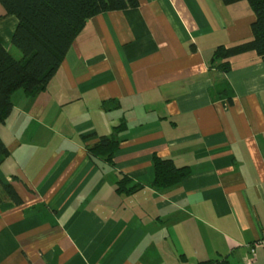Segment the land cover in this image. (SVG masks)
I'll use <instances>...</instances> for the list:
<instances>
[{
    "label": "crops",
    "instance_id": "1",
    "mask_svg": "<svg viewBox=\"0 0 264 264\" xmlns=\"http://www.w3.org/2000/svg\"><path fill=\"white\" fill-rule=\"evenodd\" d=\"M90 19L46 89L0 125V264H246L264 236V59L246 0H139ZM0 0V42L18 25ZM122 139L115 165L88 147ZM189 175L156 188L153 157ZM126 176V190L118 182ZM253 264H264L257 250Z\"/></svg>",
    "mask_w": 264,
    "mask_h": 264
},
{
    "label": "trees",
    "instance_id": "2",
    "mask_svg": "<svg viewBox=\"0 0 264 264\" xmlns=\"http://www.w3.org/2000/svg\"><path fill=\"white\" fill-rule=\"evenodd\" d=\"M242 0H225L227 4ZM250 3L255 21L252 24L253 39L234 47L220 46L214 53V62L223 61L222 70L231 68L229 59L247 51H255L264 59V0H246ZM7 15L15 16L18 25L12 38L13 47L21 52L16 58L0 42V125L5 123L13 109L12 95L24 90L34 96L46 89L62 65L75 39L93 17L111 11L137 8L139 0H1ZM125 124L115 127L111 136H101L100 141L88 147L90 157L96 162L115 165V156L122 139L119 137ZM8 156V149L0 137V164ZM154 181L156 188H167L181 182L189 175L186 167H177L172 160L153 157ZM126 176L118 182L117 191L126 190L129 183ZM14 202L23 203L12 184L0 182V205ZM217 264H230L226 260Z\"/></svg>",
    "mask_w": 264,
    "mask_h": 264
},
{
    "label": "built area",
    "instance_id": "3",
    "mask_svg": "<svg viewBox=\"0 0 264 264\" xmlns=\"http://www.w3.org/2000/svg\"><path fill=\"white\" fill-rule=\"evenodd\" d=\"M249 248V257H247L246 259V264H253V262L256 260L257 258V250L259 248L264 250V236L261 239H258L257 241H255L252 244L248 245Z\"/></svg>",
    "mask_w": 264,
    "mask_h": 264
},
{
    "label": "rangeland",
    "instance_id": "4",
    "mask_svg": "<svg viewBox=\"0 0 264 264\" xmlns=\"http://www.w3.org/2000/svg\"><path fill=\"white\" fill-rule=\"evenodd\" d=\"M18 53L14 54V56L18 59H20L22 57V54L20 51H17Z\"/></svg>",
    "mask_w": 264,
    "mask_h": 264
}]
</instances>
